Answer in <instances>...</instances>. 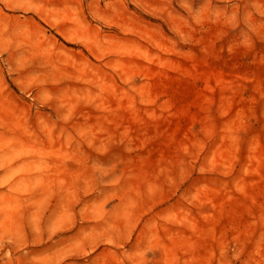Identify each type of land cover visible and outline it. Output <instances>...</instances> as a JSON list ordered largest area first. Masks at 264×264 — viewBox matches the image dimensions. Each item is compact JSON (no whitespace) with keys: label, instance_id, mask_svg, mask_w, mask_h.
<instances>
[{"label":"rangeland","instance_id":"1","mask_svg":"<svg viewBox=\"0 0 264 264\" xmlns=\"http://www.w3.org/2000/svg\"><path fill=\"white\" fill-rule=\"evenodd\" d=\"M0 264H264V0H0Z\"/></svg>","mask_w":264,"mask_h":264}]
</instances>
